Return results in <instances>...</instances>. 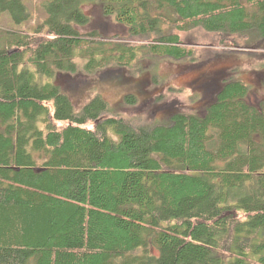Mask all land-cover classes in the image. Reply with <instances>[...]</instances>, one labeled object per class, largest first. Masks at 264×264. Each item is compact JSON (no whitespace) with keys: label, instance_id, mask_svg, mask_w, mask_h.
Listing matches in <instances>:
<instances>
[{"label":"trees","instance_id":"16d2710c","mask_svg":"<svg viewBox=\"0 0 264 264\" xmlns=\"http://www.w3.org/2000/svg\"><path fill=\"white\" fill-rule=\"evenodd\" d=\"M92 1L46 3L31 35L0 28V264H264V101L246 84L158 123L99 95L76 112L55 82L192 60L176 33L194 29L264 39V0H99L143 45L80 34ZM3 12L28 18L21 0Z\"/></svg>","mask_w":264,"mask_h":264},{"label":"rangeland","instance_id":"374dc122","mask_svg":"<svg viewBox=\"0 0 264 264\" xmlns=\"http://www.w3.org/2000/svg\"><path fill=\"white\" fill-rule=\"evenodd\" d=\"M21 1L28 12L26 21L17 25L9 13L3 12L0 13V28L31 35L47 19L44 5L52 0ZM81 10L89 22L75 28L80 34L96 32L101 40L110 43H147L130 36L124 26L103 15L99 0L84 4ZM176 34L185 48L194 51L192 60L183 63L161 61L156 67L151 60L142 61L140 69L133 72L107 69L88 75L78 70L75 74H58L55 82L72 101L76 112L94 95H99L114 115L144 122L161 123L175 113L202 115L228 78L249 87L246 98L249 105L257 107L264 101V39L243 34L230 37L229 40L234 41L230 46L225 40L221 41L219 35L202 29ZM127 95L136 99L134 105L124 102Z\"/></svg>","mask_w":264,"mask_h":264}]
</instances>
